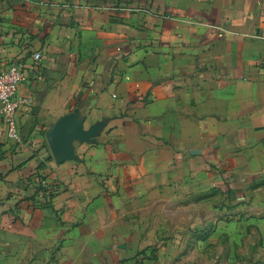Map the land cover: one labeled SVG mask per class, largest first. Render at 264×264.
I'll list each match as a JSON object with an SVG mask.
<instances>
[{"label": "crops", "instance_id": "crops-1", "mask_svg": "<svg viewBox=\"0 0 264 264\" xmlns=\"http://www.w3.org/2000/svg\"><path fill=\"white\" fill-rule=\"evenodd\" d=\"M13 62L0 264H123L157 208L165 231L172 202L218 193L264 263V0H0V68ZM60 124L84 137L55 155Z\"/></svg>", "mask_w": 264, "mask_h": 264}, {"label": "rangeland", "instance_id": "rangeland-1", "mask_svg": "<svg viewBox=\"0 0 264 264\" xmlns=\"http://www.w3.org/2000/svg\"><path fill=\"white\" fill-rule=\"evenodd\" d=\"M233 206L234 201L221 193L204 200L172 202L170 228L165 231L167 211L157 208L149 217L154 231L146 229L137 237L150 247L123 264H259L261 250L247 246L242 216L228 212ZM130 240L131 235H124L123 242Z\"/></svg>", "mask_w": 264, "mask_h": 264}, {"label": "built area", "instance_id": "built-area-1", "mask_svg": "<svg viewBox=\"0 0 264 264\" xmlns=\"http://www.w3.org/2000/svg\"><path fill=\"white\" fill-rule=\"evenodd\" d=\"M41 58V52L34 53L36 63ZM24 70L22 62H13L5 69L0 68V102L2 103L0 117L6 124L8 138L16 142L21 141L17 114L24 99L19 95L18 87L26 80ZM42 183L46 184V181H42Z\"/></svg>", "mask_w": 264, "mask_h": 264}, {"label": "water", "instance_id": "water-1", "mask_svg": "<svg viewBox=\"0 0 264 264\" xmlns=\"http://www.w3.org/2000/svg\"><path fill=\"white\" fill-rule=\"evenodd\" d=\"M84 137L81 129L58 125L49 137V143L55 155L68 152V148L75 139Z\"/></svg>", "mask_w": 264, "mask_h": 264}, {"label": "trees", "instance_id": "trees-1", "mask_svg": "<svg viewBox=\"0 0 264 264\" xmlns=\"http://www.w3.org/2000/svg\"><path fill=\"white\" fill-rule=\"evenodd\" d=\"M36 177V182L38 183V186L35 188V191L39 194L41 193L44 197L51 196L54 193L53 189H50L47 184L42 183V181H46V176L43 174H38Z\"/></svg>", "mask_w": 264, "mask_h": 264}]
</instances>
